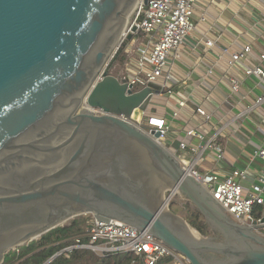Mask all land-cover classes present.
Segmentation results:
<instances>
[{
  "label": "water",
  "instance_id": "1",
  "mask_svg": "<svg viewBox=\"0 0 264 264\" xmlns=\"http://www.w3.org/2000/svg\"><path fill=\"white\" fill-rule=\"evenodd\" d=\"M139 3L0 0V264L10 250L85 214L148 231L191 264H264V219L233 220L129 121L153 89L133 92L107 67ZM175 188L225 242L197 236L170 209Z\"/></svg>",
  "mask_w": 264,
  "mask_h": 264
},
{
  "label": "built area",
  "instance_id": "2",
  "mask_svg": "<svg viewBox=\"0 0 264 264\" xmlns=\"http://www.w3.org/2000/svg\"><path fill=\"white\" fill-rule=\"evenodd\" d=\"M197 2L198 0H147L145 3V0H140L117 50H121V57L117 60L119 66L115 68L116 73H109L133 92L145 87L153 89L147 108L135 109L129 121L168 149L184 171L199 182L233 220L243 225H259L264 219V168L251 180L247 168L229 171L219 164L226 158L227 138L240 129L244 119L252 111L264 109V93L253 92V103L239 101L227 114L217 115V119L216 111L210 110L206 104L194 98L198 92L203 95L216 93L215 88L206 84L205 78L211 76H217L219 82L228 88L230 95L239 94L242 81L230 72L240 67L246 77H255L264 86V52L260 53V62H246L253 53L260 34L256 28L257 22L237 14L234 19V23L240 28L237 40L221 46L220 35L194 36L197 30L194 21ZM201 18L206 20L205 17ZM260 21H264L263 18L258 23ZM189 60L190 65L186 62ZM179 63L190 67L185 76L180 75L177 70ZM201 65L205 68V76L201 81L194 80L193 73ZM167 67L169 68L166 70ZM188 81L195 86L179 92V86L186 85ZM155 97L176 101L174 109L167 104L168 117L152 111V100ZM85 106L95 115L107 114L100 107ZM237 107H240L239 111L234 112ZM183 109H190L192 112L188 123L184 125L189 127L177 129L174 121L181 119ZM116 116L126 119L124 116ZM153 131L160 135L156 137ZM179 136L182 138L179 139ZM176 139L179 140L181 150L190 155L188 160L183 154L175 152L171 143H168ZM206 153L215 155L214 166L205 165ZM257 159L264 162V146L253 151L250 161ZM260 233L264 235V229ZM84 237L89 239L88 243L82 242ZM76 248L91 249L100 256L134 253L144 264H159L167 257L172 258L168 264H191L184 255L148 231L117 220L101 222L93 216L87 220V226L76 238V243L64 248L59 254L69 256Z\"/></svg>",
  "mask_w": 264,
  "mask_h": 264
},
{
  "label": "crops",
  "instance_id": "3",
  "mask_svg": "<svg viewBox=\"0 0 264 264\" xmlns=\"http://www.w3.org/2000/svg\"><path fill=\"white\" fill-rule=\"evenodd\" d=\"M195 8L196 14L194 21L197 24V30L194 36L199 38L205 36V34L212 37L220 35L221 40L219 44L221 46L237 40V36L240 32V28L234 23L237 14L241 17L243 16L242 18L245 17L246 19L256 21V28L260 34L255 42L254 51L250 54L246 62L250 64L260 62V53L264 52V21L258 23V20L262 18L264 20V0H198ZM201 17H205L206 20H201ZM234 46L239 47L237 44H234ZM186 62L190 65V60ZM184 63H179L177 70L180 75L185 76L190 67ZM230 73L242 81V90L239 94L230 95V91L219 82L218 77L211 76L205 78L207 82L205 83L215 88L216 93L203 95L198 92L194 96L197 101L206 104L210 110L216 111V119L218 116L230 112L231 108L233 109V105L239 101H243L245 104L253 103L255 97L253 92L258 94L264 93V86L257 78L246 77L242 67L233 69ZM204 76L205 68L201 65L193 73V78L194 80L201 81ZM192 85L195 86L193 82L188 81L186 85L179 86L178 91H186L190 89ZM162 99L164 100L162 105H152L151 108L153 112L168 117L169 109L167 104L172 106V109L176 108L175 106H177V104L175 100H168L167 98ZM239 109L240 107H237L233 111L236 112L239 111ZM190 114H192L190 109H183L181 119L173 120L174 126H176L177 129L186 127L184 125L188 123ZM187 127H189V125ZM181 138L182 137L179 136V139ZM231 140L233 145H230ZM226 142V158L219 165L229 171L235 168H247L249 177L253 180L260 169L264 168V162L261 160L257 159L253 162L250 161L253 151L256 148L264 146V109L252 111L248 117L244 119L240 129L233 132L231 136L227 138ZM171 147L175 152L181 153L184 156L187 154L188 158H190V155L186 151H182L179 147L178 139L171 142ZM206 158V166L212 167L216 164L214 154L206 153ZM176 213L179 214L180 212L177 211Z\"/></svg>",
  "mask_w": 264,
  "mask_h": 264
},
{
  "label": "trees",
  "instance_id": "4",
  "mask_svg": "<svg viewBox=\"0 0 264 264\" xmlns=\"http://www.w3.org/2000/svg\"><path fill=\"white\" fill-rule=\"evenodd\" d=\"M121 57L119 50L107 70ZM185 218L188 223L200 234L209 236L213 233L210 224L206 221L201 211L192 204H188L184 209ZM176 212V211H174ZM182 215V214H181ZM91 214L74 217L70 223L58 226L42 235L39 239L30 241L22 246L10 250L3 264H44L55 254L64 248L74 245L78 235L84 232L87 220ZM83 243H88L89 239L84 237ZM172 261L167 257L159 264H168ZM48 264H144L134 253H117L108 256H100L91 249L76 248L69 256L65 253L57 255Z\"/></svg>",
  "mask_w": 264,
  "mask_h": 264
},
{
  "label": "rangeland",
  "instance_id": "5",
  "mask_svg": "<svg viewBox=\"0 0 264 264\" xmlns=\"http://www.w3.org/2000/svg\"><path fill=\"white\" fill-rule=\"evenodd\" d=\"M133 15H134V12L128 17V23H127V25H126V27H128L129 25H130V23L132 22V20H133ZM111 62V61H110ZM110 64V63H109ZM119 66V62H115L114 63V65L109 69V72H112V73H116V67H118ZM169 67H167L166 68V70L168 69ZM152 102H153V105H156V104H158L157 106H159V105H162L163 103H164V100L162 99V98H159V97H155L153 100H152ZM151 107H152V105H151ZM138 114H140V113H138ZM233 140V139H232ZM232 140L230 141V145H233V142H232ZM169 144L171 143V142H168ZM185 159H189L188 158V155L187 154H185ZM170 188H168L167 190H166V192H165V194H166V196H168L169 195V193H170ZM188 204H192V205H194L193 204V202L190 200V198H188L186 195H183L182 193H180L179 191L178 192H176V194L172 197V199H171V201H170V209L172 210V211H178V212H180L179 214L182 216V217H184L185 218V214H184V209H185V207L188 205ZM72 220V219H71ZM70 220V221H71ZM70 221H68L67 223H65V224H68V223H70ZM196 235L197 236H203L202 234H200L199 232L198 233H196ZM209 236H214V237H216V241H219V242H225L226 241V238H225V236H224V234L221 232V231H217V232H214L213 231V233L211 234V235H209ZM204 237H207V236H204ZM214 258H218L219 256L218 255H212ZM211 255H209V257L210 258H213Z\"/></svg>",
  "mask_w": 264,
  "mask_h": 264
},
{
  "label": "bare ground",
  "instance_id": "6",
  "mask_svg": "<svg viewBox=\"0 0 264 264\" xmlns=\"http://www.w3.org/2000/svg\"><path fill=\"white\" fill-rule=\"evenodd\" d=\"M122 36H123V34H122ZM167 189H168V187L164 186V190H167ZM174 192H178V188H175Z\"/></svg>",
  "mask_w": 264,
  "mask_h": 264
}]
</instances>
